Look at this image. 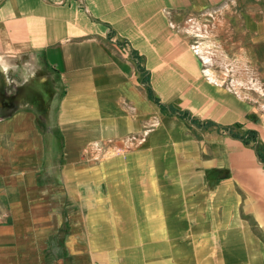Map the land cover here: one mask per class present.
I'll return each mask as SVG.
<instances>
[{"label":"crops","instance_id":"0c3cea01","mask_svg":"<svg viewBox=\"0 0 264 264\" xmlns=\"http://www.w3.org/2000/svg\"><path fill=\"white\" fill-rule=\"evenodd\" d=\"M207 16L232 38L243 21L244 61L264 72V0H0V70L26 62L16 76H55L46 134L36 111L0 120L4 205L39 188L44 141L63 142L92 264H264V115L206 67ZM108 182L123 197L95 203L92 189Z\"/></svg>","mask_w":264,"mask_h":264},{"label":"rangeland","instance_id":"374dc122","mask_svg":"<svg viewBox=\"0 0 264 264\" xmlns=\"http://www.w3.org/2000/svg\"><path fill=\"white\" fill-rule=\"evenodd\" d=\"M205 18L206 21L203 23L198 21L203 27L204 37L200 39L204 42L202 53L206 58V67L214 71L210 73L214 74L217 80L251 99L259 108L258 115L260 113L264 115V72H261L263 68L261 70L260 61L254 62L252 66L244 61V22L241 21L239 25L237 20L234 21L236 29L232 30V35L237 36L232 38L229 29L218 23V18L214 19L212 16ZM25 63L18 62L13 69L19 70ZM14 70H0V120L10 118L20 111H36L39 119L36 120L37 129L46 134L49 123L45 106L52 95L49 81H53L55 76L51 72L40 70L24 78L16 76L21 72ZM25 80L39 89V100L44 97L45 101L37 103L36 100L37 105L34 107L26 96L20 101L14 98L16 90L27 85ZM144 84H147V79ZM150 94L152 95V91ZM258 115L254 116L256 122L259 120ZM239 135L249 143L257 142V134L254 131H241ZM57 143L63 142L44 141L45 148L49 149V156L37 157L38 164L34 160L35 166H30L38 170L35 177L39 188L30 190L29 198H26L28 202L22 198L18 200L19 197H12L11 211L0 199V264H92L85 252V238L78 230L82 228L80 220L82 207L74 204L69 197L66 178L62 172L64 163L59 162L56 155V150H59ZM13 144L20 143L13 141ZM257 147L260 150L264 149L259 145ZM15 150L17 149L14 147ZM20 157L18 155L14 160H20ZM34 161L30 159V163L34 164ZM18 168L16 164L14 182L25 180L24 174L17 171ZM108 184V189L104 183L102 187L92 189V200L95 197V203L101 202V199H111V192L123 197L121 188L116 189V186H119L117 182ZM86 191L88 193L89 190ZM88 197H91V194ZM101 205H98L99 208L96 206L98 214L101 213L100 207L111 208L109 201Z\"/></svg>","mask_w":264,"mask_h":264},{"label":"flooded vegetation","instance_id":"af4514ba","mask_svg":"<svg viewBox=\"0 0 264 264\" xmlns=\"http://www.w3.org/2000/svg\"><path fill=\"white\" fill-rule=\"evenodd\" d=\"M38 89L34 86H31L29 84H27L26 86H22L21 88H19L18 90H16V92L14 93V98H16L17 100H23L26 97H30L31 95H34L35 98H37L36 93ZM12 96V97H13Z\"/></svg>","mask_w":264,"mask_h":264},{"label":"trees","instance_id":"16d2710c","mask_svg":"<svg viewBox=\"0 0 264 264\" xmlns=\"http://www.w3.org/2000/svg\"><path fill=\"white\" fill-rule=\"evenodd\" d=\"M38 92V91H37ZM37 99V98H36ZM242 140L244 141V142H246L247 143V139L245 140L244 138H242ZM259 156H260V158L264 161V152L263 151H259Z\"/></svg>","mask_w":264,"mask_h":264}]
</instances>
